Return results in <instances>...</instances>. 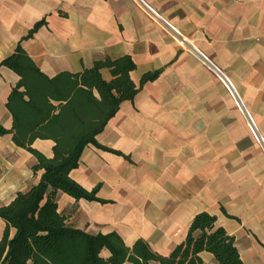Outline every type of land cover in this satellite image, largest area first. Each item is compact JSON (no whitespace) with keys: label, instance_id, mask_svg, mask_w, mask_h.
I'll use <instances>...</instances> for the list:
<instances>
[{"label":"crops","instance_id":"crops-1","mask_svg":"<svg viewBox=\"0 0 264 264\" xmlns=\"http://www.w3.org/2000/svg\"><path fill=\"white\" fill-rule=\"evenodd\" d=\"M187 38L180 48L153 20ZM21 46L47 76L77 73L94 61L128 55L137 85L97 141L123 157L88 146L70 177L110 203L58 199L76 229L144 240L168 256L195 214L215 215L234 238L243 264H264V0H0V62ZM109 78L106 70L102 71ZM18 76L0 66V125ZM52 143L33 147L49 156ZM34 158L0 136V206L36 183ZM223 209L231 218H226ZM4 223L0 220V237ZM203 264H218L201 253ZM150 264H157L152 262Z\"/></svg>","mask_w":264,"mask_h":264},{"label":"trees","instance_id":"trees-1","mask_svg":"<svg viewBox=\"0 0 264 264\" xmlns=\"http://www.w3.org/2000/svg\"><path fill=\"white\" fill-rule=\"evenodd\" d=\"M44 24V20L37 22L0 62L18 76L5 103L11 127L0 125V136L10 135L16 147L29 153L34 158L30 171L33 176L39 173L36 183L0 206L4 223L0 264H203L200 255L204 252L218 264H243L233 236L207 212L195 214L184 240L162 256L142 239L127 245L115 232L90 234L76 229L58 211L61 195L75 201L110 203L96 196L99 185L86 190L70 173L88 146L129 161L120 151L101 145L97 137L120 105L132 101L145 83L158 78L160 70L143 74L136 85L130 77L135 63L125 55L94 61L77 73L62 71L49 77L21 46ZM35 141H50V155L34 148Z\"/></svg>","mask_w":264,"mask_h":264},{"label":"built area","instance_id":"built-area-1","mask_svg":"<svg viewBox=\"0 0 264 264\" xmlns=\"http://www.w3.org/2000/svg\"><path fill=\"white\" fill-rule=\"evenodd\" d=\"M151 16H152L153 20L160 26V28L167 35H169L180 48L192 53L193 55H197L194 47L192 46V44L190 43V41L187 38H185L182 35H179L171 27H169L168 25L163 23L162 20L155 13H151Z\"/></svg>","mask_w":264,"mask_h":264}]
</instances>
